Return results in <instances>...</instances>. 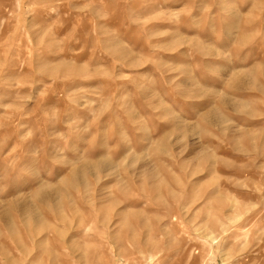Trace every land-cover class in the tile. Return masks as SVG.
I'll list each match as a JSON object with an SVG mask.
<instances>
[{
	"label": "rangeland",
	"instance_id": "1",
	"mask_svg": "<svg viewBox=\"0 0 264 264\" xmlns=\"http://www.w3.org/2000/svg\"><path fill=\"white\" fill-rule=\"evenodd\" d=\"M0 264H264V0H0Z\"/></svg>",
	"mask_w": 264,
	"mask_h": 264
},
{
	"label": "bare ground",
	"instance_id": "2",
	"mask_svg": "<svg viewBox=\"0 0 264 264\" xmlns=\"http://www.w3.org/2000/svg\"><path fill=\"white\" fill-rule=\"evenodd\" d=\"M164 105V104H163ZM170 111V110H169Z\"/></svg>",
	"mask_w": 264,
	"mask_h": 264
}]
</instances>
